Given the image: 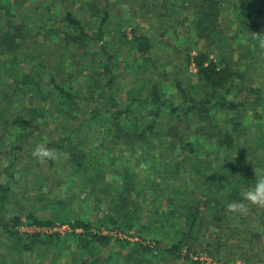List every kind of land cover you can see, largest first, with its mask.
Instances as JSON below:
<instances>
[{
    "label": "trees",
    "instance_id": "1",
    "mask_svg": "<svg viewBox=\"0 0 264 264\" xmlns=\"http://www.w3.org/2000/svg\"><path fill=\"white\" fill-rule=\"evenodd\" d=\"M36 1L0 0V126L7 130L2 136L0 132V151L5 145L12 157L5 168L7 180L0 184V236L9 242L5 248L11 255L0 264H36L49 255L58 261L62 253L71 258L63 260L68 264H101V251L116 244L131 246L121 235L142 241L148 237L155 245L133 244L127 261L139 250L152 259L158 253L191 262L195 244L201 246L211 231L218 245L210 255L221 259V231L235 223L236 213L227 205L245 203L243 191L255 185L259 170L264 172V81L249 71L264 69V0L260 5L252 0H181L193 3L194 36L209 43L215 37L220 41V16L232 5L237 14L233 24L239 27L233 37L246 53L237 55L236 62L226 50L188 53L185 69L193 67L195 73L172 81L152 63L147 36L133 31L128 40L121 32L114 43L106 41V6L91 30L89 19L74 11L75 0L71 7L64 3L59 21L39 14L30 23L39 9L32 6ZM88 7L80 4L77 9L83 13ZM94 7H99L98 1ZM40 41L60 47L62 57L77 58L75 72L61 80L45 72L47 66L39 61L31 67L23 48ZM36 68L47 79L34 72ZM258 123L260 130H253ZM34 128L36 133L52 128L43 144L55 159L41 161L19 146ZM24 153L36 166L50 170L63 156L73 187L106 209L96 230L89 220L65 215L43 218L30 211L24 219L5 218L12 172ZM98 179L103 181L102 192ZM152 200L157 206L148 204ZM57 221L68 225L69 232H21L22 227L52 229Z\"/></svg>",
    "mask_w": 264,
    "mask_h": 264
},
{
    "label": "rangeland",
    "instance_id": "2",
    "mask_svg": "<svg viewBox=\"0 0 264 264\" xmlns=\"http://www.w3.org/2000/svg\"><path fill=\"white\" fill-rule=\"evenodd\" d=\"M75 1L77 5L74 6V11L81 14L82 18L89 19L88 26L91 30H95L94 27L97 26L101 18V12H99V10L106 6L110 14L106 41L114 43L115 39H119L121 32L126 33L128 40L131 39V32L133 31L147 36L153 47L151 53L152 63L156 66H160L161 72L167 73V80L172 81L177 77L185 80L190 74L195 73L193 67L185 69V59L188 53L194 55L198 51L217 53L218 50H226L230 54L231 58L229 59L233 60V62H236L238 57L241 58L243 54L246 53L242 48L238 49L239 43L237 37H233L236 36L235 34H237L239 27L233 24L237 21V14L234 13L232 5H227L225 8L223 6L224 11L220 16L218 26V29L221 31L220 41L215 37V39L209 43L210 41L203 42L197 40L194 36L192 21L195 17L194 6L191 2L183 3L181 0ZM97 1L99 7L95 8L94 6ZM252 1L260 5L262 0ZM64 3L67 4L68 7H71L70 4H72V1L37 0L34 3L35 5L32 6L33 8L37 6L39 9L36 13H32L30 23L36 20V16L39 14H42V18H49L51 16L54 22L59 21L60 17L65 13L66 6ZM80 4L87 7L88 4H90L92 8L88 7L90 10L85 8V11L81 13L77 9V7H80ZM2 6L4 7V5ZM13 6L17 7V4L13 2ZM46 8L48 10H46ZM48 23L50 24V21H48ZM28 43L30 44L31 42L29 41ZM244 48H246V46ZM24 51L29 54L28 58H30L31 67H36L39 61L47 66V71L45 72L55 74L57 79L62 80V77L67 75L68 72H75L74 67L78 65L77 58L74 59L73 56L62 57L64 51L57 45H53L48 41H44V43L40 41L36 45L32 44V46L24 47L23 52ZM81 58L84 59L85 56H81ZM247 60L250 61L249 59ZM241 61L244 63L246 62L243 60ZM250 63L254 64L252 61ZM120 66L121 63L117 60V70L119 71L121 70ZM256 68L257 67H250L249 71L254 75V79L257 81H264V69H260V71L257 72ZM240 70H244L243 65ZM35 71H38V73L47 79V74H45V72L41 73V70L37 68L34 69V72ZM128 75L130 76V73H128ZM161 79L163 80V78ZM246 80V86H248L251 79L247 76ZM14 112L15 110L12 111V115ZM259 112L261 113L262 110H259ZM0 124L4 125L1 121ZM259 125L260 123L253 125V130L259 131L261 128ZM51 129L52 128H41L39 133L35 132V128L34 130H29V136L26 139H22L18 144L22 146L24 151H33L38 145H44L43 136L47 135L49 137V132H53ZM0 132L2 136V133L4 132L6 134L7 130H4L0 126ZM6 149L5 145H3L0 151V153H2L0 155V184L6 182L8 175L5 168L12 160V157H9L6 153ZM100 152L104 154L105 149H100ZM24 154L26 155L20 156V158L18 157L12 172L14 183L8 197V205L4 210L5 218L9 220L13 215H20L24 219L25 215L30 211L35 212L37 216L43 218L59 219V217L62 218L65 215L67 217H78L89 220L96 225L94 229L96 230L97 220L102 217L106 209L102 205L99 206L93 202L91 203L90 201L93 198H86V194L88 193H80L73 187L71 174L67 172L63 156H60L58 159L57 168L55 170H50L45 166H36L34 162L31 161L32 157L28 156L27 153ZM105 173L107 176L108 173ZM256 176H264V172L259 170ZM97 184L98 192H102L104 189V187H102V179H98ZM155 202V200H152L148 204L157 206ZM244 202L248 207V211L244 214L236 213L235 223L232 222L227 229L221 231V237L222 235L224 237L220 242V255L222 257L219 260L210 255L213 254L212 247L217 244V239H215L216 234L211 231V233L205 235V240L202 242L201 246H199V242L195 244L194 251L190 253L191 262L173 261L170 258H164L158 255V253H156V258L152 259L150 255L140 253L141 251L139 250L134 253L133 260L127 261L125 256L132 254L131 250L134 247L133 244H140L149 248H153L155 245L148 237H144L146 240L142 241L141 238L134 235L131 237L121 235L120 238L129 241L131 246L124 247V245L116 244L101 251L97 256L99 258V263L192 264L193 261H196L198 264H264V206L251 205L248 204L247 201ZM206 216L208 220L211 219V213H207ZM62 226L66 228L64 231L61 229ZM101 229L103 228L101 227ZM34 231H41L46 234L61 231V235H64L69 232V227L57 221L52 229L38 230L21 228V232ZM149 232L152 231L150 230ZM103 233L105 234V231ZM6 243H8L10 247L9 242L4 237L0 236V259L6 258L9 260L11 251L5 248ZM208 244H210L211 247L207 249ZM113 253H115V256ZM110 255L114 256L116 259L110 261ZM50 258L52 259L49 255L43 262L39 260L35 263L65 264L66 262L63 261L64 259L69 261L71 259L68 255L66 257L64 253H62L58 261L55 259L51 260Z\"/></svg>",
    "mask_w": 264,
    "mask_h": 264
},
{
    "label": "clouds",
    "instance_id": "3",
    "mask_svg": "<svg viewBox=\"0 0 264 264\" xmlns=\"http://www.w3.org/2000/svg\"><path fill=\"white\" fill-rule=\"evenodd\" d=\"M32 155L41 161L55 159L56 154L46 148L44 145H38L32 152ZM243 200L251 205L264 206V176H258L253 187L243 191ZM227 209L232 213L244 214L248 211L245 203H230Z\"/></svg>",
    "mask_w": 264,
    "mask_h": 264
},
{
    "label": "built area",
    "instance_id": "4",
    "mask_svg": "<svg viewBox=\"0 0 264 264\" xmlns=\"http://www.w3.org/2000/svg\"><path fill=\"white\" fill-rule=\"evenodd\" d=\"M33 229V228H32ZM61 229H63V231L66 229L65 226H62ZM58 233L62 234L61 231H59Z\"/></svg>",
    "mask_w": 264,
    "mask_h": 264
}]
</instances>
